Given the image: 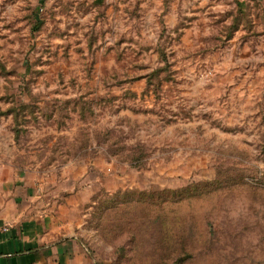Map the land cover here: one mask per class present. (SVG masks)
<instances>
[{"label":"rangeland","instance_id":"1","mask_svg":"<svg viewBox=\"0 0 264 264\" xmlns=\"http://www.w3.org/2000/svg\"><path fill=\"white\" fill-rule=\"evenodd\" d=\"M12 174L79 264H264V0H0Z\"/></svg>","mask_w":264,"mask_h":264},{"label":"crops","instance_id":"2","mask_svg":"<svg viewBox=\"0 0 264 264\" xmlns=\"http://www.w3.org/2000/svg\"><path fill=\"white\" fill-rule=\"evenodd\" d=\"M59 190L31 177L0 175V264H79L86 256Z\"/></svg>","mask_w":264,"mask_h":264}]
</instances>
